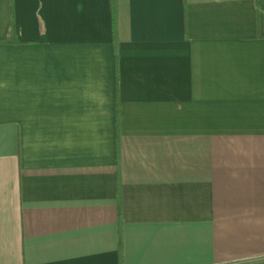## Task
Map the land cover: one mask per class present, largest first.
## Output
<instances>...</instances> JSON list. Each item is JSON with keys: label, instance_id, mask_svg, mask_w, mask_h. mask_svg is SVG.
Masks as SVG:
<instances>
[{"label": "crops", "instance_id": "1", "mask_svg": "<svg viewBox=\"0 0 264 264\" xmlns=\"http://www.w3.org/2000/svg\"><path fill=\"white\" fill-rule=\"evenodd\" d=\"M115 3L0 0V264H264V0Z\"/></svg>", "mask_w": 264, "mask_h": 264}, {"label": "trees", "instance_id": "2", "mask_svg": "<svg viewBox=\"0 0 264 264\" xmlns=\"http://www.w3.org/2000/svg\"><path fill=\"white\" fill-rule=\"evenodd\" d=\"M114 7H116L115 0H114ZM13 40L16 41V39H10V41H12V42H13ZM117 59H118V55H117V47H116V60ZM116 127H117V133H119V130H120V104H119L118 100L116 101ZM119 245H120V251H121V237H120Z\"/></svg>", "mask_w": 264, "mask_h": 264}]
</instances>
